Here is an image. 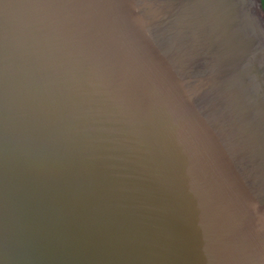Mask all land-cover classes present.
Masks as SVG:
<instances>
[{
	"label": "water",
	"instance_id": "1",
	"mask_svg": "<svg viewBox=\"0 0 264 264\" xmlns=\"http://www.w3.org/2000/svg\"><path fill=\"white\" fill-rule=\"evenodd\" d=\"M0 264H264V0H0Z\"/></svg>",
	"mask_w": 264,
	"mask_h": 264
}]
</instances>
